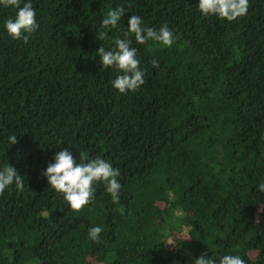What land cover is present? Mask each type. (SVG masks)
<instances>
[{
	"label": "trees",
	"instance_id": "1",
	"mask_svg": "<svg viewBox=\"0 0 264 264\" xmlns=\"http://www.w3.org/2000/svg\"><path fill=\"white\" fill-rule=\"evenodd\" d=\"M31 3L39 28L26 44L5 28L17 9L0 6V168L24 180L0 197V264H195L202 253L264 264V0L233 22L204 17L199 0ZM117 7L119 27L105 28ZM131 15L178 39L129 34L146 83L121 95L97 52L125 38ZM62 150L119 169V202L99 184L71 210L42 175Z\"/></svg>",
	"mask_w": 264,
	"mask_h": 264
},
{
	"label": "clouds",
	"instance_id": "2",
	"mask_svg": "<svg viewBox=\"0 0 264 264\" xmlns=\"http://www.w3.org/2000/svg\"><path fill=\"white\" fill-rule=\"evenodd\" d=\"M198 5L204 17L215 16L227 22L246 16L250 7L249 0H199ZM0 6L17 9L15 17L5 21V28L13 40L28 43L29 36L39 28L36 10L31 0H0ZM124 15V8H114L108 11L107 17L102 20V25L105 28H118ZM129 34L134 35L135 42L140 45L155 41L168 48H171L178 39L167 24L159 29L147 27L140 16L131 15L125 38H117L113 50L100 47L97 52L103 68H112L120 73L111 83L121 95L137 92L146 83L145 72L140 68L137 49L132 47V40L127 38ZM150 63L153 68L159 67L156 59ZM8 139L11 145L17 143L15 135ZM42 175L47 179L49 186L63 195L70 209L77 213L94 201L96 186L99 184L104 185L113 203H118L120 199L122 185L117 179L120 171L100 156L86 158L81 154L78 162L70 151L62 150L55 155L54 163H50ZM13 185L17 190H23L24 180L7 163L0 168V197ZM258 190L264 193V183L259 185ZM102 231L99 226L91 227L88 233L89 239L100 244ZM195 264H245V261L239 255L225 254L217 262L212 256L208 257L207 253H202L195 260Z\"/></svg>",
	"mask_w": 264,
	"mask_h": 264
}]
</instances>
